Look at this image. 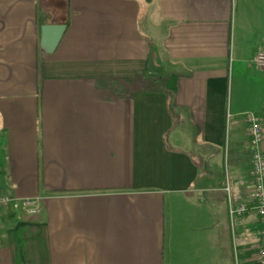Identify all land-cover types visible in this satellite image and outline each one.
Returning <instances> with one entry per match:
<instances>
[{"label": "crops", "instance_id": "crops-1", "mask_svg": "<svg viewBox=\"0 0 264 264\" xmlns=\"http://www.w3.org/2000/svg\"><path fill=\"white\" fill-rule=\"evenodd\" d=\"M259 53L264 0H0V264H259Z\"/></svg>", "mask_w": 264, "mask_h": 264}, {"label": "built area", "instance_id": "built-area-1", "mask_svg": "<svg viewBox=\"0 0 264 264\" xmlns=\"http://www.w3.org/2000/svg\"><path fill=\"white\" fill-rule=\"evenodd\" d=\"M259 66H264V53H259L255 58ZM245 122V134L248 139V148L251 157V175L252 188L250 198L253 202L251 206L239 204L236 207L229 204V214H243L252 209L261 224L259 236V264H264V149L261 147L263 140V130L261 119L253 112H245L243 114ZM0 206H11L20 208L28 214H35L39 207L37 198H20L16 196L1 195Z\"/></svg>", "mask_w": 264, "mask_h": 264}, {"label": "water", "instance_id": "water-1", "mask_svg": "<svg viewBox=\"0 0 264 264\" xmlns=\"http://www.w3.org/2000/svg\"><path fill=\"white\" fill-rule=\"evenodd\" d=\"M65 24H44L40 26L39 47L44 53H51L56 48Z\"/></svg>", "mask_w": 264, "mask_h": 264}]
</instances>
